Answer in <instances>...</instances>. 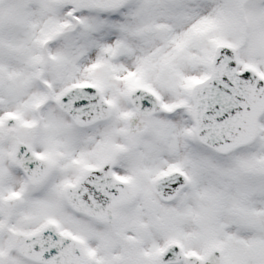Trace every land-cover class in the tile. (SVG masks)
<instances>
[{
	"label": "snow or ice",
	"instance_id": "obj_1",
	"mask_svg": "<svg viewBox=\"0 0 264 264\" xmlns=\"http://www.w3.org/2000/svg\"><path fill=\"white\" fill-rule=\"evenodd\" d=\"M0 264H264V0H0Z\"/></svg>",
	"mask_w": 264,
	"mask_h": 264
}]
</instances>
